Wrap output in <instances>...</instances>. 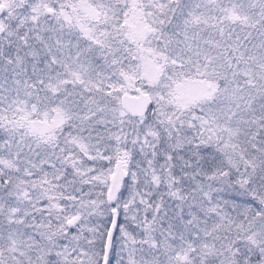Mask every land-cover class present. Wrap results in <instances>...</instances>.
Here are the masks:
<instances>
[{
  "label": "snow or ice",
  "instance_id": "6c2138e0",
  "mask_svg": "<svg viewBox=\"0 0 264 264\" xmlns=\"http://www.w3.org/2000/svg\"><path fill=\"white\" fill-rule=\"evenodd\" d=\"M0 264H264V0H0Z\"/></svg>",
  "mask_w": 264,
  "mask_h": 264
}]
</instances>
